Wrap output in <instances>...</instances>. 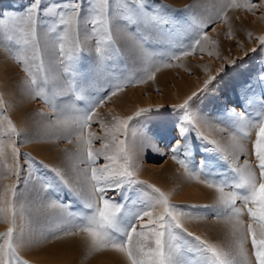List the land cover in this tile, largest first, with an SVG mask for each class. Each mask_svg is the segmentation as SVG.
I'll list each match as a JSON object with an SVG mask.
<instances>
[{
	"label": "snow or ice",
	"instance_id": "obj_1",
	"mask_svg": "<svg viewBox=\"0 0 264 264\" xmlns=\"http://www.w3.org/2000/svg\"><path fill=\"white\" fill-rule=\"evenodd\" d=\"M256 7L253 0H244L243 4L237 0H222L214 17L193 19L189 27L194 37L187 47H181L171 55L165 52L159 57L146 50L148 37L139 35V31L162 32L172 21L167 6L153 5L150 0H48L47 3L29 0L19 12L0 13V47L25 74L21 81L25 95L40 100L53 112L55 119L47 122V127L56 130L57 138L73 144L75 137V152L67 155L77 172L78 192L75 194L80 197L84 210L71 211L70 201L43 199L37 210L46 214L54 226L39 230L42 239L79 237L84 242L86 256L113 252L124 257L126 264H249L245 244L250 237L255 264H264V62L255 78L262 101L257 104L256 112L248 110L256 102V94L248 82L241 86L243 103L238 106L244 109L243 113L237 115L235 108L224 110V121L232 129L230 154L219 140L210 138L214 131L222 129L193 109L194 102L204 93L213 91L214 82L227 74V66L235 69V59L224 58L214 75L206 66L203 68L206 78L202 84L181 102L172 105L176 118L172 123V140L165 144L167 151H162L158 143L151 144L152 150L159 155H171L186 180L214 190V204L202 207L212 208V218L227 227L230 237L227 247L212 243L184 227L185 222L206 221L207 216L193 215L181 206L169 203L171 193L138 179L140 167L130 140L135 135L132 121L153 110L141 108L132 115L120 116L112 115L109 109L111 121L98 119L96 111L126 87L154 80L161 68L173 67V61H180L197 50L221 59L218 51L208 50L206 45L211 44L213 49L218 45L205 29L220 21L227 23L229 9L245 8L253 12ZM259 7L264 10V0H260ZM121 33L129 37L131 50L139 55L142 76L135 78L121 74L117 77L113 74L108 88L104 89L105 94L89 98L83 86L88 77L79 69L81 57L86 48L91 52L90 41H94L99 69L120 55L117 38ZM227 35L232 37L231 28ZM248 35L251 38V33ZM256 39L260 50L264 51V35ZM251 51L256 52L257 48ZM51 81H62L63 87L54 85L49 89ZM61 95H68L72 100L66 105L58 104ZM77 101H84L85 106L78 107ZM7 107L0 96V128L6 124L0 131V161L6 155L4 136L8 137L7 148L13 160L11 165L3 163L5 171L0 173V178L15 177L11 184L0 190V222L7 224V230L0 232V264H27L19 256V250L25 247L23 224L17 234V218L23 220L25 215V206L18 201V185L24 171L21 158L24 164L35 167L37 174L40 168L54 174L51 179L40 178L45 193L57 191V183L69 192H73V188L62 168L49 167L27 154L22 157L15 139L20 134L7 115ZM37 115L43 117V112ZM154 115L162 113L157 111ZM93 123H99L102 136L87 131ZM252 129H256L253 154L258 175L248 160L243 165H230L231 177L214 173L208 161L195 163L191 133L210 146L205 151L220 160L228 161L231 156L233 161H238L243 151L240 141L247 139ZM97 139L101 141L98 149L94 148ZM101 158L105 163L98 166ZM81 164L84 165L82 169L78 167ZM31 167L29 177L33 175ZM137 185H146L151 191L141 190L142 195L129 204L125 190ZM109 193L119 194L122 200L110 198ZM238 200L247 209V225L241 219L243 210L236 207Z\"/></svg>",
	"mask_w": 264,
	"mask_h": 264
},
{
	"label": "rangeland",
	"instance_id": "obj_2",
	"mask_svg": "<svg viewBox=\"0 0 264 264\" xmlns=\"http://www.w3.org/2000/svg\"><path fill=\"white\" fill-rule=\"evenodd\" d=\"M47 2L48 0H45V3ZM253 2L257 5L253 12H250L245 8L229 9L226 13L227 23L220 21L205 29L211 40L216 41L218 45V47L213 49V46L208 44L206 45L208 50L218 51L221 59H217L216 56L209 57L206 52L201 53L197 50L193 55L183 57L180 61H173V67L161 68L159 72H156L154 80H148L146 83L138 84L135 87H126L123 91L118 93L120 94L124 91L134 90L140 86L149 87V84L153 82L152 84L154 86H151V91L148 92L143 90L139 96L140 98L137 97L138 103L135 105V109L130 114L132 115L135 111L141 108L153 110L152 112L145 113L141 117L132 121V127L135 131V135L131 136L130 140L134 145L136 162L140 167L138 179L147 182V184L154 185L165 193H169V189H171L172 193L175 195L170 196L169 203L179 205L185 211L190 212L193 215L207 216L208 219L206 221H198L196 223H206V225L208 223L211 234H215L219 237L218 241L220 242H218V244L225 247H227L230 243V237L227 234V227L223 223H218L212 218V208L202 207L203 205H213L215 198L214 202L211 204H198L187 201L182 202L176 198L179 195V185H177V183L185 180L183 177V170L178 164L173 162L170 154L162 156L152 150L151 144L158 143V147L162 151H167L161 141H157L155 139V141H153L151 136L154 129L152 130L151 128L154 127L152 124L154 120L164 119L163 121L170 120L171 123H173L176 118V113L173 112L172 105H170L169 101V103L164 102V104L160 105L155 101V99L164 100L166 97L164 95V91L158 84V81H160L162 77H167L166 81L168 87L171 86V88H174L177 84L179 85L185 83V85L188 87L190 86V89L194 91L206 78L203 68L206 66L210 70L211 74L214 75L216 69L224 63V58L235 59V69H233L232 66H227V74H222V79H218V82H214L211 86L213 91L204 93L197 99V101L194 102L193 110L199 112L202 116L216 124L218 128L222 129V131H214L213 133L224 141L229 139V134L232 131L231 127L227 126L224 121V110L225 108H235L237 115L243 113L244 109L238 105L243 103L241 86H246V82L252 85V91L256 94V102L253 103L248 110L251 113L256 112L257 104L262 101L260 98L261 89L256 85L255 78L260 72L262 62H264V51L260 50L256 38L260 35H264V10L259 7L260 0H253ZM28 3L29 0H0V13L19 12L23 9V6ZM150 3L157 6H167L168 15L172 21L163 29L162 32H156L148 29H141L139 31V35L148 37L145 43L146 50L150 54L159 57L165 52L168 55H171L172 52H178L181 47H187L194 37L193 30L189 27L193 19L207 18L210 15L214 17L215 11L222 3V0H187L185 2H181L179 0H150ZM237 3L243 4L244 0H237ZM213 28L215 31L212 30ZM229 28H231L232 31L231 38L227 35ZM249 33H251V38L248 35ZM117 46L120 48V55L114 56L109 62L100 66L99 69H97L96 66L94 41H90L91 52L89 53L86 48L85 53L82 55L79 63V69L88 77L83 86L86 88L85 95L89 98L96 97L97 95H104V89L108 88L109 79L113 76V74L117 77L121 74L126 76L133 75L135 78L142 76L139 55L131 50L132 45L126 34L121 33V35L117 38ZM252 48H257V51L252 52ZM245 53H247L246 56ZM0 64L3 65V71L11 73L9 80L13 81L12 79H14L17 82L16 86L18 87V90L21 94H23L22 92L24 91L19 81L24 79L25 74L21 71L20 67L12 61L8 53L2 47H0ZM56 67H58V65ZM54 85L57 88H62L63 82L51 81L48 88L51 89ZM97 89H100L99 93L97 92ZM34 100V105L32 106L33 110L31 109L29 111L31 113L30 115L28 114V130L26 132L18 131L20 135L19 137H15L19 152L22 154V157L23 154H27V156L31 157L34 161L42 162L43 164L49 165V167L62 168L66 174V179H68L69 183L72 185L73 192H69L67 188L57 183V191L45 193L42 191L40 178L51 179L54 174L44 168H40L37 174L35 167L24 164L23 158H21V166L24 171L21 173L20 183L18 185V201L25 206V215L23 219L25 228V247L19 250V256L22 260L26 261L27 264H53L47 260H43V258L40 257V253L44 251V249L54 246L63 247L69 252H73L74 259L72 262H76L74 264H77V262L79 263V261L80 264L89 262L94 264V261H91L96 254L86 256L84 242L79 237H68L59 240H44L39 235V230H46L49 226H54L51 225V221L46 214L37 210L38 205L46 197L58 198L63 200L65 203L70 201L72 205L71 211L73 212L83 211L84 209L80 197L75 194L78 192V185L76 181L77 172L73 168V161L70 160L67 155V153L75 152V137H73V144H68L65 139L57 138L55 135L56 130L47 127V122L55 119L53 112L40 100ZM71 100L72 97L68 95H61L58 97L57 102L58 104L66 105ZM110 101L111 100H107L102 106L96 109L99 114L98 119L111 121L109 109L112 110V115H116L114 105L110 104ZM75 103L81 108L85 106L84 101H77ZM157 111L162 113V115H154ZM6 112L9 117L8 108L6 109ZM39 112H43V117L37 115ZM148 125L151 126L148 127ZM3 128H6V124L0 128V131H2ZM87 131L93 132L97 136L103 135L99 123H93ZM145 133H147V138H145ZM255 133L256 129H252L249 132L247 139L240 141V143L243 144V153L241 152L239 160L236 161V163L243 165L244 161L248 160L253 170L256 169V161L254 160L255 156L253 155V144L256 138ZM173 135L174 133L171 128V137H173ZM2 139L4 141V145H7V136H4ZM190 139L194 143L193 159L197 165H199V159L202 155L207 156V159L218 160V156L205 151V149L210 146L197 139L194 132L190 134ZM171 140L172 138L170 141ZM100 144L101 141L99 139L95 140L94 148L98 149ZM46 145H53L55 148L54 151L58 153V157L54 162V165L45 160H41L30 151L35 146ZM66 149L67 152L65 151ZM5 162L11 165L13 160L10 158L9 162L5 159L0 161V173L5 171L3 169V163ZM217 162L221 165L220 168L223 170L222 172H224H219L220 175L223 174L229 177L233 175V173L230 172V166L226 161L219 159ZM104 163L105 161L101 158L98 161V166ZM30 167L33 173L31 177H29ZM78 167L82 169L84 165L81 164L78 165ZM255 171L258 175V169ZM14 179V176L8 179L0 178V190H3L6 182L11 184ZM141 190L151 191L150 189H147L146 185H137L133 186L130 190L126 189V194L129 197L127 202L131 204L134 199L141 196ZM109 197L114 198L117 201L122 200L121 196L117 193H109ZM236 207L243 210L244 214L241 219L244 221L245 225H247L249 217L247 216V209L244 207L243 202L238 200L236 202ZM146 219L147 218H145V220ZM193 223L196 224L195 222H185L184 227ZM137 227H139V225H137ZM212 227L214 229H211ZM187 229L190 231L189 227H187ZM6 230L7 224L0 222V232H4ZM32 230L36 231L33 232ZM198 232H201L200 228ZM202 238H204V236ZM72 239H76L77 242H72ZM214 240L211 242L216 243ZM245 248L248 253L249 264H255V257L253 255L250 237L245 244ZM122 259L126 264L125 258L122 257Z\"/></svg>",
	"mask_w": 264,
	"mask_h": 264
},
{
	"label": "bare ground",
	"instance_id": "obj_3",
	"mask_svg": "<svg viewBox=\"0 0 264 264\" xmlns=\"http://www.w3.org/2000/svg\"><path fill=\"white\" fill-rule=\"evenodd\" d=\"M179 1L185 2L187 0H179ZM10 74H11L10 72L8 73L7 71H3V65L0 64V96L3 97L6 105L8 106L7 108H8L9 118L11 119L13 124L16 126L17 131L26 132L28 130L29 115L31 114L29 111L32 109V106L34 105L35 100L26 96L24 92H22L23 94H21V92L18 90V87L16 86L17 82L14 79H12L13 81L9 80ZM166 80H167V77H162L160 79V81H158L159 87L164 91V95L166 96L164 100L155 99V101L159 105L164 104V102H168V101L170 102V105L177 104V103L181 102L183 100V98H185L192 91L190 89V86L188 87L187 85H185V83H182L179 85L177 84L176 86H174V88H171V86L168 87ZM19 82L21 83V81H19ZM20 83H18V84H20ZM152 83L153 82H151L149 84L150 85L149 87H141L140 86L139 88H136L134 90L124 91V92L118 94L116 97H113L110 101V104L114 105V111H115L116 115H120V116L130 115L133 112V110L135 109L134 108V107H136L135 105L138 103L137 97L140 98L139 96L141 95V92L143 90H146L148 92L151 91L150 88L153 85ZM138 105H140V104H138ZM163 120L157 119V120H154L152 122L154 127L151 129L152 130L154 129V132L152 133L151 138H153V141H155V140L161 141L163 143L162 145L165 146V144L168 143L170 141V139L172 138L171 137L172 123L170 120H168V121H163ZM149 126H151V125H148V127ZM210 138H215V139L219 140L222 143V145L226 149H228L229 154H230L231 145L229 143V139L227 141H224L223 139H220L219 136L215 135L214 133L212 134V136ZM4 146H5V153H6L5 160L9 162V159L11 158L10 150L7 148L6 144ZM54 149L55 148L53 145H46V146H35L30 151L35 156L40 158L41 160H45L48 163L54 165L55 164L54 162L57 160V157H58V153H56L54 151ZM206 157L207 156L202 155L199 159V163L201 160H205V161L209 162V167L214 170V173H219V172L223 171L220 168L221 165H219V163L217 162L219 160V157H217L218 160L207 159ZM226 162L229 164V166L236 163V161H233L231 159V156H230L229 160ZM222 173H224V172H222ZM181 181H182V179H181ZM6 185H8L7 182H6ZM177 185H179V187H178L179 188V195L176 198L179 201H182V202L187 201V202H193V203H198V204H209V203L211 204L214 202V198L216 196V193L214 192V190L208 189L207 187H205L201 183H197L195 181H188L185 179L182 182H178ZM186 188H187V190H186ZM169 190H170L169 193H171V196L172 195L174 196L175 194L172 193L171 189H169ZM22 223L24 225V221L21 220L20 218H17V234H19V228H20V225ZM208 225H209L208 223H207V225H206V223H201V224L200 223H198V224L193 223V224H189V226H185V227L186 228L189 227L191 232H193L194 234L200 235L202 237L204 236V239H207L210 242L214 239H215L214 241H216V243L220 242V241H218L219 237H217L215 234H211L210 228ZM213 227H215V226H213ZM213 227L211 229H214ZM199 228L201 229L202 235H201V232H198ZM222 238H223V236H222ZM71 241L77 242L76 239H74V240L72 239ZM37 255H39V254H37ZM40 257H42L43 260H47L48 262L53 263V264H71L72 260L74 259V253L69 252L67 249H65L63 247H54L53 246V247H49V248L44 249V251H42L40 253ZM123 261L124 260L122 259L121 255L113 253V252H107V253H103V254H96L93 257V260L91 262H93L94 264H125ZM74 263H76V262H74ZM74 263L72 262V264H74ZM77 264H80V261H79V263L77 262ZM85 264H92V263L89 262V263H85Z\"/></svg>",
	"mask_w": 264,
	"mask_h": 264
}]
</instances>
